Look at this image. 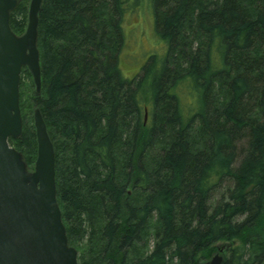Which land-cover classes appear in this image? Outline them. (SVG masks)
<instances>
[{
    "label": "trees",
    "instance_id": "16d2710c",
    "mask_svg": "<svg viewBox=\"0 0 264 264\" xmlns=\"http://www.w3.org/2000/svg\"><path fill=\"white\" fill-rule=\"evenodd\" d=\"M145 7L165 47L131 80L123 24ZM38 48L10 144L35 164L39 109L79 264H203L220 243L223 264H264V0H43Z\"/></svg>",
    "mask_w": 264,
    "mask_h": 264
},
{
    "label": "water",
    "instance_id": "95a60500",
    "mask_svg": "<svg viewBox=\"0 0 264 264\" xmlns=\"http://www.w3.org/2000/svg\"><path fill=\"white\" fill-rule=\"evenodd\" d=\"M18 0H0V264H79L69 245L57 201L56 157L47 124L39 109L34 114L38 156L29 171L23 155L9 139L22 135L20 84L23 67L41 92L37 45L43 0H31L28 25L17 36L10 14ZM221 254L204 264H223Z\"/></svg>",
    "mask_w": 264,
    "mask_h": 264
},
{
    "label": "rangeland",
    "instance_id": "374dc122",
    "mask_svg": "<svg viewBox=\"0 0 264 264\" xmlns=\"http://www.w3.org/2000/svg\"><path fill=\"white\" fill-rule=\"evenodd\" d=\"M19 3H23L27 8L26 18H24L25 25L27 28L28 14H29V7L31 0H19ZM17 19L19 21H23L22 20L23 16L18 15ZM24 33L21 35H17V34L16 35L22 36L24 35ZM123 34H124V43L121 48V52L119 56V65L123 76L127 79L134 80L141 75L142 68L150 56L162 55V53L164 52L165 45L163 44V41L156 33L154 15L152 14V11L146 7L138 10V13H132L127 16L126 21H124L123 24ZM22 82L25 84V87L21 85V90L22 89L24 90L25 98H26L27 95L30 93L31 88L33 90L36 89L32 74L30 76H26L24 73H22L21 83ZM35 111L36 109L35 110L32 109L33 126H34ZM167 142H168V136L164 138V140H162L161 146L162 147L166 146ZM34 169H35V164L33 166H30L29 171H34ZM230 185L231 183L229 182L224 191L230 188ZM224 191H221L220 193L217 194L216 201L218 200V198H220V196L224 193ZM233 243L235 242H229L228 244L230 246ZM223 244L225 243H220L216 245L215 253L213 254L212 258L214 257V255H217L221 252V249L224 246ZM222 255L226 257L225 252Z\"/></svg>",
    "mask_w": 264,
    "mask_h": 264
},
{
    "label": "bare ground",
    "instance_id": "6f19581e",
    "mask_svg": "<svg viewBox=\"0 0 264 264\" xmlns=\"http://www.w3.org/2000/svg\"><path fill=\"white\" fill-rule=\"evenodd\" d=\"M146 8H148V7H146ZM148 9H150V8H148ZM151 10V9H150ZM152 11V10H151ZM152 14H153V12H152ZM154 15V14H153ZM148 117L146 116V119H147ZM224 253V251H221L219 254H223ZM215 256V255H214ZM223 256V255H222ZM223 258L225 259V257L223 256ZM224 262V261H223Z\"/></svg>",
    "mask_w": 264,
    "mask_h": 264
}]
</instances>
